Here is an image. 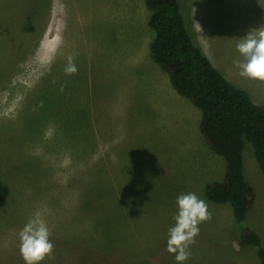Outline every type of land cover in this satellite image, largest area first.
Here are the masks:
<instances>
[{"label": "rangeland", "instance_id": "obj_1", "mask_svg": "<svg viewBox=\"0 0 264 264\" xmlns=\"http://www.w3.org/2000/svg\"><path fill=\"white\" fill-rule=\"evenodd\" d=\"M178 2L204 54L264 104V81L235 63L236 45L264 31V0ZM149 16L145 0H0V264H24L18 233L35 214L54 245L40 264H177L167 230L187 192L211 219L185 264H258L230 204L204 194L225 163L200 134L199 109L153 60ZM243 158L256 194L245 224L264 246V175L249 142Z\"/></svg>", "mask_w": 264, "mask_h": 264}, {"label": "trees", "instance_id": "obj_2", "mask_svg": "<svg viewBox=\"0 0 264 264\" xmlns=\"http://www.w3.org/2000/svg\"><path fill=\"white\" fill-rule=\"evenodd\" d=\"M149 50L168 74L178 94L200 111L199 131L211 150L225 163L222 179L204 188L207 199L229 203L239 227V243L253 247L258 264H264L261 237L245 224L256 194L244 176V143L249 142L264 175V104L229 81L195 42L178 0H145ZM57 97V96H56ZM6 188L0 187V196Z\"/></svg>", "mask_w": 264, "mask_h": 264}, {"label": "clouds", "instance_id": "obj_3", "mask_svg": "<svg viewBox=\"0 0 264 264\" xmlns=\"http://www.w3.org/2000/svg\"><path fill=\"white\" fill-rule=\"evenodd\" d=\"M62 44L57 40L55 46L48 51L42 61L50 67L55 58V50ZM237 51L244 58L236 61L239 75L242 77L264 81V31L258 35L247 34V38L236 45ZM78 53L67 56L64 68L65 75H75L78 71L74 62ZM23 67V65H21ZM62 85L60 91L63 92ZM43 106L42 102L41 105ZM177 211L173 216V225L167 230L166 251L174 255L177 264H185L190 258V247L199 235V225L211 219L207 203L194 192L181 193L176 198ZM51 232L45 220L33 215L18 233L19 253L24 264H40L46 257H51L54 245L50 240Z\"/></svg>", "mask_w": 264, "mask_h": 264}, {"label": "crops", "instance_id": "obj_4", "mask_svg": "<svg viewBox=\"0 0 264 264\" xmlns=\"http://www.w3.org/2000/svg\"><path fill=\"white\" fill-rule=\"evenodd\" d=\"M85 109H88L89 113H91V110H90L89 107H86ZM119 120H120V119L118 118V121H119Z\"/></svg>", "mask_w": 264, "mask_h": 264}]
</instances>
